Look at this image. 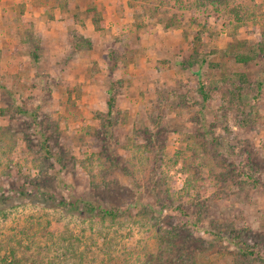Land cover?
I'll return each instance as SVG.
<instances>
[{"label": "rangeland", "instance_id": "obj_1", "mask_svg": "<svg viewBox=\"0 0 264 264\" xmlns=\"http://www.w3.org/2000/svg\"><path fill=\"white\" fill-rule=\"evenodd\" d=\"M11 253L264 264V0H0Z\"/></svg>", "mask_w": 264, "mask_h": 264}, {"label": "trees", "instance_id": "obj_2", "mask_svg": "<svg viewBox=\"0 0 264 264\" xmlns=\"http://www.w3.org/2000/svg\"><path fill=\"white\" fill-rule=\"evenodd\" d=\"M237 58V60H239V61H244V58L245 57H242V56H238V57H236ZM201 86H203V85H201ZM203 93V95L204 96H206V93H204V91L202 92ZM45 152H46V154L47 155H49V150H48V148L47 147H45ZM104 212L106 213V214H111L113 211H111V210H104ZM12 255H13V258H10L8 261L6 260V258H3V261L5 262V264H18V259H15V256H14V254L13 253H11Z\"/></svg>", "mask_w": 264, "mask_h": 264}]
</instances>
